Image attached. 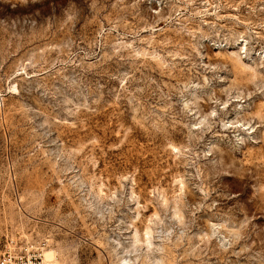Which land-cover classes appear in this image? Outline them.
Masks as SVG:
<instances>
[{
	"label": "rangeland",
	"instance_id": "374dc122",
	"mask_svg": "<svg viewBox=\"0 0 264 264\" xmlns=\"http://www.w3.org/2000/svg\"><path fill=\"white\" fill-rule=\"evenodd\" d=\"M264 264V0H0V255Z\"/></svg>",
	"mask_w": 264,
	"mask_h": 264
},
{
	"label": "built area",
	"instance_id": "2783aa9c",
	"mask_svg": "<svg viewBox=\"0 0 264 264\" xmlns=\"http://www.w3.org/2000/svg\"><path fill=\"white\" fill-rule=\"evenodd\" d=\"M45 247L46 242H41L37 246L19 248L10 246L1 253L0 264H55L54 262H44Z\"/></svg>",
	"mask_w": 264,
	"mask_h": 264
},
{
	"label": "bare ground",
	"instance_id": "6f19581e",
	"mask_svg": "<svg viewBox=\"0 0 264 264\" xmlns=\"http://www.w3.org/2000/svg\"><path fill=\"white\" fill-rule=\"evenodd\" d=\"M51 255H52L51 252L48 251V252L45 253V257L44 258H46V259L49 260V258L51 257Z\"/></svg>",
	"mask_w": 264,
	"mask_h": 264
}]
</instances>
